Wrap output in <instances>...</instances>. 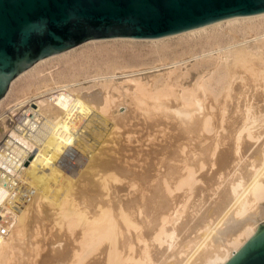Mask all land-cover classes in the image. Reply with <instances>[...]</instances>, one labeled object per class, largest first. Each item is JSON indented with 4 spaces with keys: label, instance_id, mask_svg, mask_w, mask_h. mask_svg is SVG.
I'll list each match as a JSON object with an SVG mask.
<instances>
[{
    "label": "bare ground",
    "instance_id": "bare-ground-1",
    "mask_svg": "<svg viewBox=\"0 0 264 264\" xmlns=\"http://www.w3.org/2000/svg\"><path fill=\"white\" fill-rule=\"evenodd\" d=\"M116 42L149 43L159 62L153 70L167 67L168 75L180 71L187 60L194 61L190 64L193 69H208L197 76L192 88L178 86L173 106L167 100L172 89H154L151 94L148 91V97L147 87L144 90L138 80L130 79L132 94L153 100L147 109L144 106L149 100L143 96L144 103L140 96L144 105L137 107L144 115L148 113L144 120L168 116L171 111L169 117L182 136L176 144L161 143L158 152H152L155 158L149 153L138 156L140 165L131 168L117 159L102 161L81 138L68 139L62 147L53 145L45 121L37 123L32 140L15 132L10 137L24 147L25 154L23 166L11 174L21 189H11L0 180V191L15 193L12 201L0 203V264H227L246 243L263 233L264 226L259 229V224L264 223V15L220 21L162 41H84L74 49L35 61L30 71L13 77L0 107L16 83L51 61L81 47ZM89 58L84 55L85 60ZM105 77L101 83L104 92L85 95L82 104L62 102L52 92L42 95L39 87L44 82L28 80L21 92L30 96L20 105L40 118L63 105L65 119L90 127V135L97 126L114 128L117 122L108 111L113 76ZM237 80L242 86L236 92L233 84ZM61 83L67 95L70 85ZM232 101L237 118L227 126L234 117L231 111L232 118L226 119ZM213 108L215 113H209ZM219 128L226 129V134L219 132L222 135L217 138ZM160 150H166L167 159L160 156ZM55 216L59 218L55 227H60L56 236L51 233Z\"/></svg>",
    "mask_w": 264,
    "mask_h": 264
},
{
    "label": "rangeland",
    "instance_id": "rangeland-1",
    "mask_svg": "<svg viewBox=\"0 0 264 264\" xmlns=\"http://www.w3.org/2000/svg\"><path fill=\"white\" fill-rule=\"evenodd\" d=\"M188 42L191 43L192 41L189 40ZM170 44H173V43H170ZM153 50H154L153 47H151L149 43H146V44L145 43H126V42L98 43V44L91 45L89 47L78 48V49L74 50V52L72 51L73 53L71 52L68 55H66V57H63L59 60L51 61L47 65L38 69L37 71L32 72L24 81L18 82L13 86L9 97L6 99V101L0 107V115L3 113V116L0 117V138L3 135L5 136L6 133H7L6 136H9V137L15 134V131L13 130V127H12L13 118L17 114H19L20 111L21 112L24 111V113H30L33 115L35 123H40L42 121H45L49 124V127L52 131L50 134V137L52 138L53 145H57V146L62 147V146H65L68 144V139L81 138V139L86 140V143L89 144V147L92 148V152L98 154L101 157L102 161L107 162V161H111L112 159H117L118 163L128 165L131 168L140 165L138 156H143L145 153H149V155L152 154L151 157L155 158V155L152 152L153 151L158 152L157 151L158 146H160L161 143L171 144V145L174 143L176 144V142H174V141L182 135L179 134V133H181L180 130L176 131L177 126L175 127V123H176L175 120L173 118L169 117L171 115L170 113H172L171 111L169 113L170 115L168 114L169 111L167 112L168 116H162L159 114L158 111H154L153 113L157 112L159 115L157 117H151V119L149 118V119H147L148 121H146V120H144V119H146L144 116L148 115V113L147 114L145 113V115H144V112L139 111V107L142 108V106L144 105L143 102L144 103L147 102L146 99L149 100L148 97L154 91V89L160 90V89H163L165 86H166L165 89L168 87L167 91L169 89L170 90L172 89L171 93H173L170 95V97L167 98V100H169L170 105H172V106H173V104L176 105L175 100H173L174 95H176L180 91V89H182V88H187V89H190V87L192 88L193 87L192 85L199 78V76L201 77L200 74L205 75V70L207 72L208 69H206L204 67H201V69H200V67H195L193 69V67H192L193 63L192 62H194V61L191 62V60L190 61L185 60L186 62H184V63H186V64H182L183 67H182V65L180 66L181 67V68H179L180 71H177L178 70L177 69L175 71V73H172L173 75L170 73H169V75L167 74V72H168L167 70H169V69H166L167 67H165V68L158 67V68L153 70V68H155V66L159 65V62L157 61L158 60L157 57L154 56V54L152 53ZM79 54H80V56H79ZM114 54L116 56H112ZM84 55L90 56V58L86 59L87 60L86 61L84 59ZM111 57H113V59ZM65 58H66V60H65ZM76 60L78 61L79 66L77 65ZM117 61H118V63H117ZM110 62L113 63V66L111 65ZM119 62L121 64H119ZM188 62H190V63H188ZM91 64H92V66H90ZM107 64H109V65H107ZM190 64H192V65H190ZM83 65H86L87 67L83 66ZM106 65L108 66L107 70H106ZM116 65H118L117 67L120 69H114V68H117ZM62 66L65 67L64 69L68 72V74L66 73V71L63 69ZM80 67H82V68H80ZM131 67H133V68H131ZM85 68H86V70H84ZM70 70H71V72H70ZM79 70H82V71H79ZM137 71H139V72H137ZM108 72H110L111 74ZM122 72H125V74L121 75ZM126 72H127V74H126ZM131 72H133V73H131ZM74 73H76V75ZM103 73L105 76H107V78H109L110 76L111 77L113 76V78L111 79V81H113V82L111 83V81H109L110 82L109 86L111 85L112 87L110 86V88L108 90L109 91L108 95L111 97L110 107H109L108 111L110 113V118L117 122V125L114 128H108L105 126H97L94 128V130H95L94 133L92 135H90V132H89L90 127H81V126H78L77 124H74V123L70 122L69 120L65 119V111L63 110V105H59V106L54 107L53 110L45 116V118H40V117H38V115H35L29 111H25L24 109H22L24 107V106H21L22 102L24 105V97L27 98L30 95L27 94V96H26V94L22 93L21 92V86L28 80H31L32 82H34L36 84L41 83V82L45 83V84L43 83L42 85L40 84L41 86L39 87V88H41L39 90V92H41L42 95L45 92H46V94L52 92L55 94V96L56 95L60 96L61 97L60 100H62V102L63 101L64 102H66V101L72 102L73 101L74 103L76 102V104L77 103L82 104L84 101L85 95H90V94H94V93H98V92H99V94H102L104 92V90L101 87V85H102L101 83L104 82V78H106V77L104 75H102ZM107 73H108V75H107ZM113 73H114V75H113ZM41 74H43V75H41ZM48 74H49V77L51 75L50 78L47 76ZM62 74L68 75V77H66ZM179 74L180 75L182 74V75L180 76ZM61 75L64 77V79ZM170 75H171V77H170ZM55 76L56 77L58 76L57 79H55ZM197 76H198V78H197ZM59 77L62 79L60 80ZM101 77L102 78L104 77V78L102 79ZM135 77H136V79H135ZM167 77H169V81H168ZM51 78L52 79L54 78V80H52ZM96 78H99V79H96ZM131 78H133L135 81L138 80V83H140V85L142 84L141 86L144 87V90H146L145 87H147L146 93L148 94V97L145 95H141L140 93L139 94H135V93L132 94V92H134V90H133L134 85H133V83L132 84L130 83ZM125 80L127 82H125ZM166 80L169 83H171V85ZM54 81H55V83H54ZM61 82H63V84H65V86L67 83H68L67 86L70 85L68 87L69 92L67 93V95L64 93V91L61 90L62 85H59V84H62ZM175 82H176V84H175ZM95 83H97V84H95ZM158 84H160V85H158ZM95 85H97V86H95ZM239 85L242 86V82H240V80H237V82H235L233 84V88L236 89L235 90L236 92L238 91V89L241 90L240 89L241 86L239 87ZM178 86H180L179 87L180 89L178 88ZM152 88H153V90H151ZM19 90H20V92H19ZM68 90L66 88V91H68ZM173 90H175V91H173ZM148 91L150 92V94ZM135 95L136 96L138 95V96L136 97ZM233 95H235V94H233ZM134 96L136 98L139 97L138 99L140 101L139 102L140 104L138 103V100L135 99ZM140 96L141 97L145 96L146 99H144V97H143L144 101L142 100L143 101L142 102L141 101L142 98ZM171 97H172V99H171ZM135 100H137V101H135ZM151 100L152 99L150 97V100H149L150 102L148 101L149 104L148 105L146 104L144 107L147 106L146 108L150 109L149 106L151 105L150 104ZM152 103H154V102H152ZM141 104H142V106H141ZM137 105L139 107H137ZM230 106H231V108L233 107V101H232V104H230ZM213 109H215V108H213ZM213 109L212 110L209 109V113H212V114L215 113L216 109L215 110H213ZM171 110H173V107H171ZM228 110L226 113L227 114L226 119L227 118L229 119L230 117L232 118V116H234L235 118L233 117L232 119H229L226 122V125L229 124V122H231L230 120L233 121L237 118L235 116V115H237L235 113V109L229 108ZM231 111H233L234 114ZM157 113H156V115H157ZM162 113H164V111ZM151 114H152V112H151ZM151 114L149 113L150 116L153 115V114L152 115ZM229 114L232 116H229ZM156 115L154 114V116H156ZM162 118H164V119H162ZM170 119L173 121V123ZM256 125H257V123H255L253 127H255ZM28 126L31 127L30 125H28ZM229 126H230V124H229ZM250 127H252V126H250ZM255 129L256 128L252 129V131H254ZM13 131H14V133H12ZM174 132H175V134H174ZM219 132L222 133L223 135H225L226 129L221 130V128H219L217 130L218 134H216L217 138H219V134H220ZM255 132H256V130H255ZM222 134H220V135H222ZM213 135H214V133L210 134V136H213ZM192 142L189 146L190 148H191V146H194L197 143V140L192 141ZM183 143H186V141H184ZM43 144H44V142H43ZM186 144L189 145L188 142ZM222 147H224V146H222ZM190 148L187 147V149H190ZM42 149H43V146L40 147V150L38 151V153H40ZM58 149H61V148H58ZM187 149H186V151H187ZM70 150H73V147H71ZM164 151H166V150H164ZM164 151L161 152V150H160V156H162V157L166 156ZM166 159H167V156H166ZM157 161L155 160L156 163H157ZM162 170H163V167H162ZM205 170H206V168L204 169V171ZM109 182H111V181L109 180ZM113 184L117 185V183H113ZM120 187L123 188V186H120ZM54 213L55 212L53 211L52 214H54ZM58 219H56V216L53 217V222L55 221L56 223H53L54 226L51 225V226H53V229L51 230L53 232H51V233L55 234L54 236H56V234L58 233L56 231L60 228V227L59 228L57 227V229H56V227H55V225L58 223L57 221H59ZM259 226H260L259 227V229H260L262 226H264V223H260ZM43 234H45V231H43ZM48 238H50V237H48ZM73 244H75L73 246L76 247L77 242H75V243L73 242ZM44 250L45 249H43V251ZM43 253L44 252H42L41 254H43ZM101 258H99V259H101ZM36 259H38V257ZM94 260H98V257L94 258ZM90 262H93V259H91Z\"/></svg>",
    "mask_w": 264,
    "mask_h": 264
},
{
    "label": "water",
    "instance_id": "water-1",
    "mask_svg": "<svg viewBox=\"0 0 264 264\" xmlns=\"http://www.w3.org/2000/svg\"><path fill=\"white\" fill-rule=\"evenodd\" d=\"M263 15L264 0H0V100L35 61L84 41H162ZM227 264H264V231Z\"/></svg>",
    "mask_w": 264,
    "mask_h": 264
},
{
    "label": "built area",
    "instance_id": "built-area-1",
    "mask_svg": "<svg viewBox=\"0 0 264 264\" xmlns=\"http://www.w3.org/2000/svg\"><path fill=\"white\" fill-rule=\"evenodd\" d=\"M36 125L33 115L24 113V111H20L12 121L13 130L16 133L24 134L31 140L36 136V131L38 130ZM39 131L41 132L40 129ZM24 154V147L13 138L6 136L0 140V180L4 181L5 185L11 189H21L20 185L12 179L11 174L14 169L23 166ZM14 196L13 190H2L0 191V203L4 201L10 202L14 199Z\"/></svg>",
    "mask_w": 264,
    "mask_h": 264
}]
</instances>
